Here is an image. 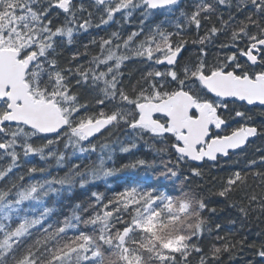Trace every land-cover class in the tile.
Masks as SVG:
<instances>
[{"label":"snow or ice","instance_id":"obj_1","mask_svg":"<svg viewBox=\"0 0 264 264\" xmlns=\"http://www.w3.org/2000/svg\"><path fill=\"white\" fill-rule=\"evenodd\" d=\"M0 161V264H264V0H0Z\"/></svg>","mask_w":264,"mask_h":264},{"label":"trees","instance_id":"obj_2","mask_svg":"<svg viewBox=\"0 0 264 264\" xmlns=\"http://www.w3.org/2000/svg\"><path fill=\"white\" fill-rule=\"evenodd\" d=\"M143 154V153H141ZM34 163L40 164L42 166V162L39 161V159L37 158L35 161H33ZM1 163H6V161H1ZM122 179L118 180L117 178H110L109 179V184L112 185V187L114 188H119L122 184ZM93 191H106L105 189V185L103 182H100L97 187L92 188ZM110 194V193H109ZM86 194H82L80 191H77L76 193L73 194V198L69 199V200H65L63 201L60 205H59V212L61 215L67 214L69 208L71 207L72 203H74L76 200H80V199H84V196ZM252 228L253 231L256 230V226L255 225H251L250 226Z\"/></svg>","mask_w":264,"mask_h":264}]
</instances>
